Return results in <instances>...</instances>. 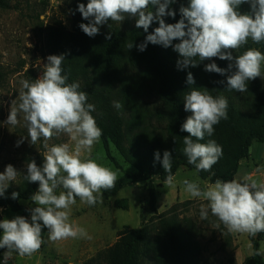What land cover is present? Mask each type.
<instances>
[{"label":"clouds","instance_id":"obj_1","mask_svg":"<svg viewBox=\"0 0 264 264\" xmlns=\"http://www.w3.org/2000/svg\"><path fill=\"white\" fill-rule=\"evenodd\" d=\"M177 0H88L79 3L78 11L87 23L79 24L89 37L100 33V27L109 21H124L126 17L135 19V27L148 33L145 40L136 47L140 52L149 44L172 47L179 54L176 62L178 70L196 67L205 60L230 61L227 68L215 62L205 65L209 73L227 75V89L243 93L248 90V82L260 77L264 79V53L249 47L242 54L233 56V50L240 49L251 40L255 44L264 42V0H189L187 6L181 4L180 19L176 23H166L165 17L176 16L170 8ZM249 5L248 11L241 6ZM154 9V10H153ZM158 23L152 32L150 26ZM111 39V33L105 36ZM179 41L178 43H173ZM134 43H128L131 50ZM65 55H49L44 70L33 81L21 80L17 104L12 101L7 125L16 126L22 116L27 128V138L31 145L43 139V163L38 166L35 159L27 163L24 179L38 183V189L30 200L35 205L28 209L30 219L23 215L0 219V249L3 264H9L13 253L20 257H31L45 243L42 229L46 228L48 240L57 242L68 239H91L87 230L71 220L72 206L77 198L83 204L95 206L103 203L102 190L115 187L119 170H112L91 158L93 146L100 141L102 129L95 117L96 106L88 102V93L80 90L79 82H68L62 74ZM186 83L194 85L191 72ZM220 83H223L221 81ZM116 109L124 107L114 102ZM184 110L191 113L180 131L183 137V154L196 172L211 171L223 155L222 146L214 139L201 143L205 136L212 137L214 126L222 119H228V101L224 96L214 97L208 89L192 87L184 96ZM66 134L70 143L52 144L54 136ZM155 160L160 161L167 173L164 185L174 187L176 177L172 175V154L165 150L156 151ZM18 170L6 165L0 172V197H5L9 183L16 180ZM180 183L184 191L193 198H202L207 205L200 208V218L206 220L209 210L230 234H247L255 237L264 232V180L245 175L240 179H216L203 189L199 183L183 179ZM59 190V193L57 194ZM7 198V197H5ZM11 199H19L18 192H12ZM2 211V209H0ZM250 255H261V250H252Z\"/></svg>","mask_w":264,"mask_h":264},{"label":"trees","instance_id":"obj_2","mask_svg":"<svg viewBox=\"0 0 264 264\" xmlns=\"http://www.w3.org/2000/svg\"><path fill=\"white\" fill-rule=\"evenodd\" d=\"M15 0H0V10L13 8ZM88 0H64L73 15V30L66 31L61 22L50 28L48 37L50 55H65L62 63L63 73L68 82H79L80 90L88 93V102L96 106L92 113L102 129V141L109 154L112 144L120 156L134 169L131 175L118 178L114 188L102 190L110 197L135 183L149 182L159 177L164 182L167 173L160 161L155 160V152L172 154V175L180 167L196 171L183 154V137L188 135L180 128L191 115L184 110V96L192 87L208 89L214 97L224 96L228 101V119H222L214 126L212 137L205 136L201 143L214 139L222 146L223 155L211 171H201L202 180L214 183L216 179H235L241 162L250 156L253 143L264 144V88L259 77L248 82V90L240 93L227 89V75L209 73L204 70L206 64L215 62L221 68H227L230 61L205 60L198 66H189L178 70L176 62L179 54L172 47L149 44L145 51L136 47L142 43L148 33L135 27V19L126 17L121 23L109 21L100 27L95 37L87 36L79 27L87 23L79 13L78 4H87ZM189 0H177L175 18L165 17L166 23H176L180 19L181 4L187 6ZM158 23L154 22L148 32H152ZM111 33V39L105 36ZM134 43L128 50L127 44ZM174 41L173 43H178ZM252 47L264 53V42L255 44L249 40L232 54H242ZM25 68V65L22 68ZM20 71V72H22ZM191 72L194 85L186 83ZM23 76L30 82L37 79L36 71L31 67ZM8 80V73L0 64V89ZM223 81V83H220ZM114 102L124 107L116 109ZM35 159L38 166L43 156L26 158L29 163ZM26 174V172L24 173ZM24 177V175H23ZM22 177L16 187L9 186L5 197H0V208H8L14 213L28 209L20 204L29 201L38 189V183H30ZM150 210L156 212V188L149 182ZM12 192L19 193V199H11ZM116 202V205H119ZM188 202L182 206L187 207ZM178 205L172 207L166 215L159 217L157 227L153 222L137 230L123 233L118 247L105 255L102 262L93 264H201L202 249L200 230L193 220L179 217ZM262 232L261 234H263ZM260 234V233H258ZM252 250H261L259 236H249ZM6 249H0V258ZM242 264H264L263 255H251Z\"/></svg>","mask_w":264,"mask_h":264},{"label":"rangeland","instance_id":"obj_3","mask_svg":"<svg viewBox=\"0 0 264 264\" xmlns=\"http://www.w3.org/2000/svg\"><path fill=\"white\" fill-rule=\"evenodd\" d=\"M175 5L176 3L171 4L170 8L174 10ZM248 10L249 5L241 6V11ZM58 22L62 23L66 31L72 32L73 15L64 0H15L10 10H0V64L8 73L7 83L0 89V172H3L8 164H12L19 171L16 180L10 182L9 186L16 187L20 184L26 172V158L43 156L46 151L43 147V139L35 145L24 139L23 143L17 146L16 142L21 137L28 136L22 116L19 117L20 123L16 126L7 125L4 121L7 120L12 101L19 103L20 81L25 80L23 73L32 67L37 73V78L42 74L47 57L50 55L48 33L50 28L58 26ZM259 81L264 88V79L259 77ZM48 143L51 146L72 142L66 134H59ZM91 158L105 167L119 170L118 178L135 172L112 144L109 145L108 154L101 140L93 146ZM245 175L264 180V144H252L250 156L241 162L235 179ZM175 177L174 187L165 186L157 176L150 179L149 182L156 188V212L150 210L149 182L129 185L110 197L103 195V203H97L95 206L83 204L77 198L76 204L72 206L71 220L85 228L91 239L50 242L47 229L43 228L42 238L45 243L41 248L31 257H20L13 253L9 264L102 262L105 255L118 247L125 231L141 229L151 222L157 227L159 217L166 215L176 205H178L179 217L193 220L200 230L201 264H242L251 256L248 247L251 244L249 236L228 233L210 210L208 218L202 220L200 208L202 205L206 206L207 201L191 197L180 183L183 179H188L199 183L203 189L207 184H211L209 179L202 180L196 171L186 167H180ZM116 202L120 204L116 205ZM187 202V207H183L182 205ZM20 204L27 209L35 206L31 200L21 201ZM0 209H2L0 219H11L16 215L30 219L29 211L24 215L23 212L14 213L8 208ZM257 235L264 258V233ZM0 264H3V257L0 258Z\"/></svg>","mask_w":264,"mask_h":264}]
</instances>
